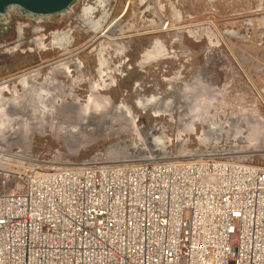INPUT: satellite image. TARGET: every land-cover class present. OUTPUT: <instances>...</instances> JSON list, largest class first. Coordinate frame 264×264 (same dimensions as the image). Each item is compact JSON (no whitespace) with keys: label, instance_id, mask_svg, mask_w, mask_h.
<instances>
[{"label":"rangeland","instance_id":"374dc122","mask_svg":"<svg viewBox=\"0 0 264 264\" xmlns=\"http://www.w3.org/2000/svg\"><path fill=\"white\" fill-rule=\"evenodd\" d=\"M102 1L75 0L72 12L69 8L43 19L4 12L0 120L6 119L2 113L11 120L0 126V150L45 165L191 158L215 151L249 154L261 162L264 0ZM114 21L121 22L116 35L125 37L120 41L124 50L117 55L114 45L102 38ZM156 41L164 46V57L141 64ZM101 44L110 58L102 77ZM63 58L80 68L64 67L54 76L65 95L57 92L55 82L45 85V92L60 95L44 105L59 106L62 113L42 115L20 76L36 71V81L44 83L52 78V64ZM153 97L160 101L158 107H138L140 98ZM117 106L130 108L131 118H111ZM208 111V121L218 123L212 133L205 122ZM82 124L78 133L67 132ZM18 166L0 167V193L13 191L20 182L23 168Z\"/></svg>","mask_w":264,"mask_h":264},{"label":"built area","instance_id":"2783aa9c","mask_svg":"<svg viewBox=\"0 0 264 264\" xmlns=\"http://www.w3.org/2000/svg\"><path fill=\"white\" fill-rule=\"evenodd\" d=\"M10 155L23 170L0 193V264H264V158Z\"/></svg>","mask_w":264,"mask_h":264},{"label":"bare ground","instance_id":"6f19581e","mask_svg":"<svg viewBox=\"0 0 264 264\" xmlns=\"http://www.w3.org/2000/svg\"><path fill=\"white\" fill-rule=\"evenodd\" d=\"M97 4H99V3H103V1L102 0H94ZM6 11H8V12H17V14L21 11V12H23V14L24 15H26V16H30V17H36V18H38V19H43V18H45V17H51V16H38V15H34V14H30V13H28V12H25V11H23V10H21V9H19V8H17V7H9L8 9H6ZM73 11V7H71V9H70V12H72ZM91 14L92 15H95L96 13H97V10L95 9V8H92L91 9ZM95 13V14H94ZM4 16V12L3 13H1L0 14V19L2 18ZM178 17V16H177ZM179 18V17H178ZM25 26V25H24ZM18 28V27H17ZM185 28V27H184ZM22 29H23V25L21 26V27H19L18 28V34H19V36L22 34ZM110 30V29H109ZM114 31V30H113ZM113 31H111L110 30V32H112L113 33ZM109 32V34L108 33H106V34H104V35H102V38L104 39V40H107V42H109L110 44H114L115 46L116 45H119V44H117L118 43V41L119 40H121L122 38L121 37H114V36H112L113 34L112 33H110ZM22 37V36H21ZM68 38V36L67 35H65L64 36V39H66V38ZM20 38V37H19ZM107 42H106V45H108L107 44ZM21 43V42H20ZM19 43V44H20ZM35 43H38V44H43L42 42H40L39 40H36L35 41ZM103 44V43H102ZM101 44V48L103 49V48H105V46H103ZM118 47V50H117V48H116V50H117V54H122V52H123V50H124V48H123V46H117ZM17 48V47H16ZM101 49V51L99 52V69H98V72L101 74V77L102 76H104L106 73L104 72L103 73V71H104V69H107V70H109V68H110V61H109V58H107V57H105V54H106V51H104V49L102 50ZM165 53H166V50H165V48H164V46L161 44V42L160 41H156L155 42V45H154V48L151 50V52H149V53H147L148 54V56H146V58H148L147 60H143L142 61V63L141 64H147L148 62H150L151 60H161V58L162 57H164V55H165ZM146 55V54H145ZM70 66H73L75 69H79L80 68V65H79V63H77V62H74L71 58H63V59H61V60H57L56 62H54L53 64H52V69H51V71L49 72L51 75H52V78H48L47 80H45L46 82H44V83H38L37 81H36V77L38 76L37 74L38 73H36V71H32V72H29V73H26V74H24L23 76H20V77H22L21 78V82H20V84H21V86L23 87V89L26 91L25 93L27 94L28 92H29V90H31L32 91V100H33V102L39 107V108H41V113H42V115H54V116H59V115H61V113L62 112H58V108H59V106H55L54 104H52V103H45V105H44V102H47V101H50V102H52L58 95H60V94H58V93H56L55 92V94L53 93V92H45L44 91V87H45V85H51L52 84V82L54 83H56V85H58L57 87H58V89H57V92H60V93H63L62 91L63 90H59V85H61V84H59V82H57V81H55V75L56 74H58V73H61V71H63V68L64 67H66V69L67 68H69ZM118 69H116V71H115V73L116 74H118ZM69 72L70 71H68L67 72V74L66 75H69ZM111 79H112V76L110 75L109 76ZM54 83V84H55ZM53 86V85H52ZM54 87H56V86H54ZM93 91V93H97V90L95 91V90H92ZM26 94H24L25 96H27ZM71 94V93H70ZM68 95V96H70V98L71 97H73V95ZM62 95H65V93H63ZM55 96V97H54ZM44 97H45V100L46 101H41L42 99H44ZM46 97H51V98H48V99H46ZM53 97V98H52ZM73 98H75V97H73ZM65 99V98H64ZM213 99V98H212ZM214 100V99H213ZM159 102L160 101H158V99H155L154 97L152 98V99H143V98H140L139 100H138V107L139 108H142V109H144V110H146V109H148L149 107H151L153 104L154 105H156L157 107H158V105L157 104H159ZM49 104V105H48ZM93 103H91V105H92ZM121 105V104H120ZM209 105V104H208ZM211 105V104H210ZM212 107V106H211ZM4 109V108H3ZM210 109V108H209ZM60 110V109H59ZM90 110V109H89ZM208 110V109H207ZM1 111H3V110H0V112ZM66 113V112H65ZM155 113H158V111H155ZM3 114V116H4V118H6L5 120L3 119V120H0V126H2L3 127V125L4 124H7V122H10V117L6 114V113H2ZM131 115H132V112H131V110H130V108H126V107H123V106H117V107H115L114 108V111L112 112V115H111V118H115V117H126V118H131ZM205 122L208 124V126H209V133H212L213 132V127L215 126V125H217V124H213V123H211L210 121H208V117H211L212 115H211V113H210V111H208L205 115ZM12 117V116H11ZM208 118V119H207ZM85 119V118H84ZM232 120H234V121H236V118H232ZM232 120H230L232 123H235L234 121H232ZM13 121V120H12ZM84 121V120H83ZM85 122V121H84ZM84 122H82V123H84ZM86 124V123H85ZM236 124V123H235ZM79 127V128H78ZM82 127H84V124H82V125H78L77 127L75 126V127H72V128H70L68 131L66 130V129H64L63 127L61 128L62 130L60 131L61 133H65L66 131L67 132H69V134H75L80 128L82 129ZM4 128V127H3ZM69 128V127H68ZM78 133V132H77ZM208 133V132H207ZM12 155V154H11ZM10 155V156H11ZM15 157V156H14ZM26 160H29L28 158H26ZM9 160H5V161H0V166H2V167H7V166H9V165H11V164H13V163H11L10 161L8 162ZM1 162H3V163H1ZM13 165H17V163L16 164H13ZM1 167V168H2Z\"/></svg>","mask_w":264,"mask_h":264},{"label":"water","instance_id":"95a60500","mask_svg":"<svg viewBox=\"0 0 264 264\" xmlns=\"http://www.w3.org/2000/svg\"><path fill=\"white\" fill-rule=\"evenodd\" d=\"M75 0H0V14L17 7L38 16H54L73 6Z\"/></svg>","mask_w":264,"mask_h":264},{"label":"flooded vegetation","instance_id":"af4514ba","mask_svg":"<svg viewBox=\"0 0 264 264\" xmlns=\"http://www.w3.org/2000/svg\"><path fill=\"white\" fill-rule=\"evenodd\" d=\"M145 3H146V2L143 0V1H142V4L144 5ZM145 11H146V10H145ZM120 23H121V22H117V23H116L115 21H114L113 23L110 22V27L107 29L106 33L109 34L110 30H111V31L114 30L113 33H112V32H110V33L113 34L112 36L116 37V36H117V35H116V31H117V28L120 26ZM109 29H110V30H109ZM117 37H121L122 39L125 38V37H123V36H117ZM122 39H121V40H122ZM121 40H119L118 43H117V44H119V45H116V46H115V45L113 44L114 47L117 48V50H118V47H117V46H120V45L123 46V45L120 43ZM123 48H124V46H123ZM117 50L115 49L116 55H117V53H118ZM106 56H107V55H106ZM107 58H108V57H107ZM109 61H110V58H109Z\"/></svg>","mask_w":264,"mask_h":264}]
</instances>
